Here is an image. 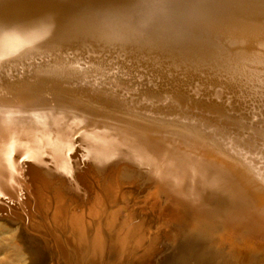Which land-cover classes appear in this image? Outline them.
Segmentation results:
<instances>
[{"label":"bare ground","instance_id":"obj_1","mask_svg":"<svg viewBox=\"0 0 264 264\" xmlns=\"http://www.w3.org/2000/svg\"><path fill=\"white\" fill-rule=\"evenodd\" d=\"M129 164L180 244L196 227L264 246V0H0V200L59 181L67 264H154L94 182ZM12 214L0 264H50L52 239Z\"/></svg>","mask_w":264,"mask_h":264},{"label":"rangeland","instance_id":"obj_2","mask_svg":"<svg viewBox=\"0 0 264 264\" xmlns=\"http://www.w3.org/2000/svg\"><path fill=\"white\" fill-rule=\"evenodd\" d=\"M77 152L78 151L75 152V155L80 154ZM75 157L79 162L75 171L81 174L80 171L82 172V169H85L84 164L87 163V160L81 158L80 155ZM75 157L72 159H75ZM80 166L84 168H80ZM132 167H134V165L129 164L128 168L125 170H116L111 174H105L102 179L100 178L94 182L96 183L97 181L102 184L101 188H99L101 190V196L104 197L108 193H113V195L110 194L108 196L109 201H111L110 205H112H109L108 210L111 209V211H113L112 214H114L113 220L115 226L119 228L122 226H128L132 229V232H135L137 229L146 235L145 238L148 239V241L145 243V246L151 248L150 260L152 263L213 264L214 259L221 260L223 258H227L229 261H238L243 264H252L253 261H256L257 264H264V246H256L255 244L257 242L254 244V242L250 243L245 241L246 243L242 244L238 241H234L233 239H225L226 237L224 238L222 235L206 236V232L202 231L204 234L200 233L201 229L198 230L196 227V229L194 228L195 230L192 227H187L188 229L186 228L188 231L190 230L189 235L191 240L188 238V234H186L188 231L185 228L183 229L185 231L184 234L187 240H185V245L180 244L179 241L181 242V238L179 239L178 237H182L180 236V230L182 231L183 227L181 222L178 221V218L173 219V216L170 215V217L167 214L169 216L168 218L165 213L167 207L160 206L156 204L155 200H152V196L149 193L151 192L150 188L147 190V188L150 187V182L148 180H143L141 176L130 173L129 170ZM90 173L91 171H88V174H85L83 183L86 189L89 191V194H92L90 193L92 190V185L90 183ZM115 181H117L118 184H121V187L124 186L126 189H115ZM39 184L43 187L45 186V184L42 182ZM39 184L34 185V192L32 191L27 194L23 193L15 201H9L2 197L4 200H0V205L7 207L8 210L13 213L12 217L14 218L15 215L26 217V222L30 231H38L39 228V233L41 234L42 238L48 240L49 238L52 239L54 246L58 249V253L54 258L51 256L52 258L49 262L50 264H67L66 254L68 255L69 251L71 252V250L70 247H67V249L64 246V242L66 240V242L71 243L73 238L70 237V233L65 229L66 227H62V220L64 217L62 216L63 218L59 217L58 219L54 220L53 215L58 205L62 201L69 203V197L63 186L59 184V181L46 183L44 188ZM28 188L30 190L33 189L32 186ZM115 194L117 200L116 203H112ZM89 196V199L93 198L92 195ZM18 205H20V207ZM163 208L165 210H163ZM76 210H78V208ZM84 215L86 220H91L92 214L86 213ZM107 223L108 224L101 222L98 225V228L102 233L104 230L110 229V221ZM41 225H45V227H47L49 231L48 234H50V236H47L43 233ZM191 234L195 237H193ZM46 236L48 238H46ZM109 240L111 239L109 238ZM188 242L192 243L191 249L188 248ZM244 244H246V246ZM137 252L138 250L133 252V254L130 255L131 257L128 256V259L124 264H132L134 261V255Z\"/></svg>","mask_w":264,"mask_h":264}]
</instances>
